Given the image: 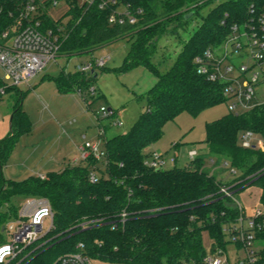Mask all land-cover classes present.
Masks as SVG:
<instances>
[{"label":"trees","instance_id":"obj_1","mask_svg":"<svg viewBox=\"0 0 264 264\" xmlns=\"http://www.w3.org/2000/svg\"><path fill=\"white\" fill-rule=\"evenodd\" d=\"M66 1L69 10L58 21L50 15L52 0L38 1L35 16L41 21V32L51 29L60 35L61 55L93 53L129 39L133 41L130 51L118 71L142 67L157 82L145 94L136 96L146 101L145 111L127 133L106 139L103 159L91 156L62 172L19 182L5 179L0 173V244L7 243V225L19 218L21 204L27 200L45 198L55 214L53 228L5 264H60V258L75 252L79 243L85 244V252L92 259L106 264H205L202 233L209 232L213 246L216 243L226 249L224 226L239 216L233 200L220 193L221 187L238 192L246 186L256 187L264 207V150L241 145L246 132L264 139V105L241 115L228 112L206 125L203 143L209 162L197 157L184 168L158 170L145 164L153 153L148 149L162 139L165 125L181 114L198 117L225 103L221 86L197 73L195 58L222 45L235 24L247 21L250 4L264 0H225L217 5L166 72L152 61L159 40L174 24L177 28L184 25L189 14L200 15L215 0H116V5L109 3L103 9L102 0H86L83 4L79 0ZM123 5H129L134 13L143 10L136 24L110 23V15ZM23 6L20 0H0V36L15 23ZM96 75L97 70H63L49 79H54L60 94L80 90L88 101L96 95L92 96L90 90L97 92ZM23 99L21 92L12 117L11 136L0 141V170L13 141L32 129L22 108ZM225 163L236 171L235 178L228 182L206 168L207 164L225 167ZM92 172L99 178L95 184L89 178ZM236 181L240 184L234 185ZM123 212L128 213L126 222L113 230L112 222L117 223ZM86 221L98 223L82 231L80 225ZM260 255L264 262V250Z\"/></svg>","mask_w":264,"mask_h":264},{"label":"rangeland","instance_id":"obj_2","mask_svg":"<svg viewBox=\"0 0 264 264\" xmlns=\"http://www.w3.org/2000/svg\"><path fill=\"white\" fill-rule=\"evenodd\" d=\"M84 1L86 0H79V3L83 4ZM224 1L215 0L203 9L200 15H192L187 19L188 22L178 28L174 24L162 36L152 58L162 72H166L172 66L185 43L202 25L204 17ZM67 5L66 0H60L55 11H61ZM132 42L129 39L119 40L88 54L70 57L60 54L56 61L48 63L44 70L30 80L29 84L8 90L0 100V141L11 136L12 117L21 98V92L24 94L21 102L22 108L31 120L32 129L28 133L19 135L13 141L8 160L3 162L0 170L5 179L19 182L32 175L38 176L40 171L47 174L52 170L49 167L42 170L44 165L52 160L54 155L59 157L61 152H65L64 156L68 155L63 160L64 169H66L74 164V158L77 156L73 153H76V148L85 142L97 144L99 149L106 153V139L125 134L132 128L146 108V101L138 100L136 96L145 94L157 82L155 76L142 67L127 72L118 71L128 56ZM108 56L110 60L106 63L105 71L97 69L99 75L95 82L96 95L88 97V101L82 100L77 93L59 94L54 79H49L59 76L63 70L76 73L78 66ZM0 79H4L1 66ZM260 89L262 85L259 86ZM74 98L81 100L82 106ZM102 108L110 109L114 115L107 120H98ZM227 113L225 103L204 111L198 117L183 113L165 125L164 136L151 146L148 152L155 151L163 155L167 161L166 169L184 168L187 163H190L189 151H196L198 157L209 162L210 155L206 144L203 143L206 139V125L221 119ZM119 120L122 126L111 125L113 121ZM100 125L106 126L107 134L104 136L100 133ZM256 137V140L262 139L260 136ZM175 150L178 152V160L174 164L172 159H174ZM206 168L214 171L219 180L228 182L235 178L229 167L212 168L207 164ZM60 169L54 168L52 173ZM238 183L240 184V181H236L234 185ZM246 187L247 189L236 193V198L246 207L259 204L260 190L256 187ZM24 205V203L21 204L20 214ZM14 223L18 224L17 221ZM50 229L51 221L45 219L40 236L46 235ZM6 238L10 239L8 233H6ZM202 238L204 249L208 254L214 242L207 231L202 233ZM235 251L234 246L228 247V255L231 259L234 258ZM238 256L243 258L244 252L239 251Z\"/></svg>","mask_w":264,"mask_h":264},{"label":"built area","instance_id":"obj_3","mask_svg":"<svg viewBox=\"0 0 264 264\" xmlns=\"http://www.w3.org/2000/svg\"><path fill=\"white\" fill-rule=\"evenodd\" d=\"M23 8L15 23L0 36V66L4 71V79H0V100L10 89L23 84H29L48 63L56 61L60 55V35L49 29L41 32V21L36 19L37 2L46 0H20ZM60 0H52V8L57 7ZM92 3L93 0H88ZM116 5V0H102L100 7L103 9L108 4ZM3 9L0 8V15ZM143 14L142 9L135 13L129 5H123L114 11L109 18L113 24H136L137 15ZM60 31V30H58ZM61 32V31H60ZM110 56L96 59L88 64L78 66L77 71L94 73L97 69L106 66ZM197 73L212 83H217L222 88L227 110L235 115H241L264 105V2L251 3L248 19L242 24H235L228 39L215 49H208L195 58ZM262 89L259 90V86ZM92 96L95 89L90 90ZM78 94L82 97V92ZM83 98V97H82ZM110 109L102 108L98 120L110 119L114 114ZM112 126H122V122L113 121ZM101 135L106 134L105 127L101 126ZM252 132H246L241 139L245 148L258 147L264 150V139L256 140ZM261 137V136H260ZM257 141V142H256ZM82 155L74 160L73 165H78L82 160L94 157L101 160L106 153L99 149L97 144L85 142L81 148ZM197 158L196 152L189 153L190 162ZM178 154L175 153V164ZM213 163V162H212ZM154 169H166L167 161L163 155L152 153L145 163ZM229 167L228 163L224 164ZM231 173L236 174L235 170ZM45 178V177H41ZM91 183L98 182V176L90 174ZM223 186L220 193L223 197L233 200L234 206L239 211L236 221L224 226L227 248L223 249L216 243L204 259L205 264H264L260 253L264 250V207L261 202L252 207H246L236 198L238 190ZM18 219L7 225L10 239L5 244H0V264L14 260L28 246L33 245L41 238L45 219L54 226V211L47 200L29 199ZM27 218L28 220H24ZM128 213L123 212L117 223L112 222V229L118 224L126 222ZM17 221V225H15ZM97 221H86L80 225L82 231L97 225ZM50 229V230H51ZM235 248L234 258L228 255V247ZM84 243L76 246V251L60 258V264H106L92 259L86 254ZM244 252V257H239L238 252ZM236 256V257H235Z\"/></svg>","mask_w":264,"mask_h":264},{"label":"crops","instance_id":"obj_4","mask_svg":"<svg viewBox=\"0 0 264 264\" xmlns=\"http://www.w3.org/2000/svg\"><path fill=\"white\" fill-rule=\"evenodd\" d=\"M59 5V4H58ZM68 10H69V6L67 5L65 8H63L61 11H55V7L54 8H52L51 10H50V15L52 16V18L54 19V20H56V21H58V20H60V19H62V18H64V16H65V14L68 12ZM65 21H67L66 19H65ZM58 91V90H57ZM59 93V92H58ZM60 94V93H59ZM78 94V93H77ZM79 95V94H78ZM80 96V95H79ZM73 97H76V96H73ZM80 98L82 99V100H84L81 96H80ZM75 99V101H77L78 102V104L80 105V106H82V102H81V100H79V99H77V98H74ZM85 101V100H84ZM104 127H106V126H104ZM107 134V133H106ZM84 145V144H83ZM83 145H80V146H78L77 148H76V153H73V154H75L74 156H77V157H75L74 158V160H77V159H79L80 157H81V155H82V151H81V148H82V146ZM178 149V148H177ZM190 152H196V151H189V153ZM62 154H59V157L58 156H53V159L52 160H50L46 165H44V167H43V169L42 170H46V168H50V170H52V171H49L50 173H52L53 172V170H54V168H61L58 172H62L63 170H64V161L63 160H65V157H68V155H65L64 156V154H65V152L63 153V152H61ZM78 153L80 154V155H78ZM175 153H178L176 150H175ZM197 153V152H196ZM198 154V153H197ZM188 156H189V154H188ZM198 157V156H197ZM178 160V159H177ZM176 163H177V161H176ZM188 164V163H187ZM186 164V165H187ZM49 172L47 173V174H43V171H40V173H39V177H46L48 174H49ZM32 176H37V175H32ZM32 176H29V177H32ZM28 177V178H29ZM27 178V179H28ZM25 180V179H24ZM23 181V180H22ZM260 190V189H259ZM260 197H261V191H260Z\"/></svg>","mask_w":264,"mask_h":264},{"label":"water","instance_id":"obj_5","mask_svg":"<svg viewBox=\"0 0 264 264\" xmlns=\"http://www.w3.org/2000/svg\"><path fill=\"white\" fill-rule=\"evenodd\" d=\"M190 17H192V14H189L186 18L189 19ZM98 76L96 75L95 78H97Z\"/></svg>","mask_w":264,"mask_h":264},{"label":"clouds","instance_id":"obj_6","mask_svg":"<svg viewBox=\"0 0 264 264\" xmlns=\"http://www.w3.org/2000/svg\"><path fill=\"white\" fill-rule=\"evenodd\" d=\"M0 260H2V258H0Z\"/></svg>","mask_w":264,"mask_h":264}]
</instances>
